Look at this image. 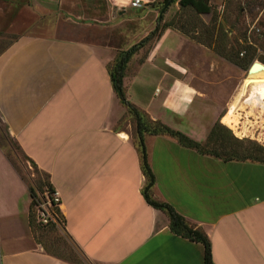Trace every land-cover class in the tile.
Listing matches in <instances>:
<instances>
[{
  "label": "crops",
  "instance_id": "0c3cea01",
  "mask_svg": "<svg viewBox=\"0 0 264 264\" xmlns=\"http://www.w3.org/2000/svg\"><path fill=\"white\" fill-rule=\"evenodd\" d=\"M131 1L0 0L3 17L33 8L73 22L71 30L20 34L0 50V121L58 191L63 228L90 263L204 264L203 244L171 231L168 216L141 192L133 122L109 66L118 50L160 24L163 0H140L139 7ZM177 9L175 0L161 24ZM230 63L167 27L130 58L123 84L128 100L152 120L204 147L145 133L151 196L207 235L213 264H264V163L205 148L216 124L222 137H233L222 123L227 102L221 91L202 88L198 67ZM29 186L0 144V264H71L38 240Z\"/></svg>",
  "mask_w": 264,
  "mask_h": 264
},
{
  "label": "rangeland",
  "instance_id": "374dc122",
  "mask_svg": "<svg viewBox=\"0 0 264 264\" xmlns=\"http://www.w3.org/2000/svg\"><path fill=\"white\" fill-rule=\"evenodd\" d=\"M209 2L216 17L215 35L222 37V42L226 44V47L232 46L241 52L243 51V53L244 50L246 51L245 54H242L243 56L239 53V57L243 58L247 55V57L251 56V59L243 67L234 63L229 65H199V83L202 88L211 94L215 93L216 90L221 91L222 100L227 102L222 111L223 116L227 114L237 93H245L237 111L239 126H241L240 129L244 130L245 135L239 137L231 130L233 139L230 140L222 137V134L216 133L210 137L205 148L215 152L220 157L257 156L264 158V101L256 100L251 103L247 99L251 94L264 99V68L251 71L248 69L254 61L262 62L260 57L264 56V5L250 6L245 0H209ZM0 9L6 13L7 8L1 4ZM177 11L178 9L172 12V15L174 16ZM180 13L183 18H190L196 22L197 28L193 31L194 33L201 30L200 25L202 23H213L210 13L193 14L188 9L181 10ZM162 17H164V13ZM64 18L65 16L59 15L57 11L37 12L33 8L23 13L20 11L7 13L4 17L0 12V50L20 34H53L56 27H59V30L62 28L71 30L73 22ZM218 23L220 24L218 25ZM137 32L138 30L134 31L128 37L127 43L134 42L133 37L136 36ZM123 44L124 41L121 45ZM0 144L28 185L36 189L38 180L47 178L45 173L30 163L16 142L8 136L6 127L1 121ZM54 222L56 224L45 229H38L34 226L38 240L49 252L73 258L71 246H74V242L63 228L62 216L56 215ZM87 263L92 264L89 261Z\"/></svg>",
  "mask_w": 264,
  "mask_h": 264
},
{
  "label": "trees",
  "instance_id": "16d2710c",
  "mask_svg": "<svg viewBox=\"0 0 264 264\" xmlns=\"http://www.w3.org/2000/svg\"><path fill=\"white\" fill-rule=\"evenodd\" d=\"M169 1L170 0L161 1L157 7L158 11H160L163 8V6ZM174 1L175 0H172L171 3ZM245 1L250 6H253L255 4L257 5L260 4L261 6L264 5V0H245ZM178 4H179L178 11L169 21L164 22L162 24H158L154 30L149 32L145 37H143L138 42L129 46L127 49L118 50L113 60V63L109 66V72H110V78H111L113 90L116 93L120 102L127 109L128 115L131 117L132 122H133L134 143L139 153L140 166H141L143 175L145 177V182L141 190L145 201L148 204H150L152 207L160 209L168 216L169 228L175 234L182 235L191 240L202 243L204 246V264H213L212 256H211V249H210V241L207 235L200 228L194 226L193 224H190L182 215L177 213L171 205L165 202L155 200L151 196V188L154 185L155 178L150 168V165L147 161V154H146V149H145V144H144V134L147 133V134H153V135H160V134L169 135V136L174 137L181 145L185 147L195 148L200 151L204 147L199 142L189 138L188 136H186L185 134H183L182 132L178 130L172 129L171 127L162 123L161 121L152 120L145 111L138 108L131 101H129L126 96L123 79H124L127 64L130 58L140 48L146 45H149L152 41L157 39L162 34V31L167 27H173L179 30L184 35L193 39L197 43L210 48L217 55L229 60L230 62L240 67L245 66L246 62H248L251 59V56L247 57L246 55L243 58L239 57V53L241 52L239 49H235L232 46L229 48L226 47V44L222 42V37L215 35L214 32L216 31V27H217V23L215 22L216 17L214 16L215 14L212 10L209 0H178ZM187 9L190 10L193 14L210 13L212 16L213 23H210V24L202 23V25H200L201 30L194 33L193 31L196 30L197 28L196 22H194L190 18L189 19L183 18L182 14L180 13L181 10H187ZM162 18L163 17H161V19L158 21L160 22ZM219 24L220 23H218V25ZM245 52L246 51L244 50L243 54H245ZM143 59L144 57L140 59V62ZM260 60L264 64V56H261ZM217 126L218 124L214 125V127L210 131L208 138L212 137L213 135L217 133L216 132ZM213 154H215V152ZM228 157L236 158V159H249V160L260 161L264 163V158L257 157V156H245V157L228 156ZM33 166L35 167V165ZM36 187L37 188L35 189L34 187L29 186L30 194H31L30 222L33 227L35 226L38 229H45L47 227H51L52 225L56 223L53 221H50L46 225H40L35 219L34 204H35V200L38 197V194L43 195L45 191L51 193L54 189L51 183L49 182L48 178L39 179L38 182L36 183ZM36 191L38 192L36 193ZM53 213L56 214L57 216L61 215L58 207H53ZM73 247L71 246V250L74 252V253L72 252L73 258H68L65 256L57 255V254L49 252L45 248L44 249L49 254H52L71 264H88L87 263L88 260L83 255L82 251L75 245V243Z\"/></svg>",
  "mask_w": 264,
  "mask_h": 264
},
{
  "label": "built area",
  "instance_id": "2783aa9c",
  "mask_svg": "<svg viewBox=\"0 0 264 264\" xmlns=\"http://www.w3.org/2000/svg\"><path fill=\"white\" fill-rule=\"evenodd\" d=\"M131 5L135 7L140 6V0H132ZM243 54V51L240 52ZM60 197L58 191L55 189L49 193L45 191L43 195L38 194L34 204L35 219L40 225H46L50 221L56 220V214L53 213V207H58Z\"/></svg>",
  "mask_w": 264,
  "mask_h": 264
},
{
  "label": "bare ground",
  "instance_id": "6f19581e",
  "mask_svg": "<svg viewBox=\"0 0 264 264\" xmlns=\"http://www.w3.org/2000/svg\"><path fill=\"white\" fill-rule=\"evenodd\" d=\"M244 94L245 93H242V92L237 93V95L234 98L231 106L228 109L227 114L222 118V123H224L226 126H228L233 131V133H235L239 137H243L245 135L244 130L240 129L241 126H239V119L237 117V111L240 108V104L244 99ZM247 99L249 101H251V103H252V101H256V100H259V101L263 100L264 101V99L256 97L252 94L249 95V97Z\"/></svg>",
  "mask_w": 264,
  "mask_h": 264
},
{
  "label": "water",
  "instance_id": "95a60500",
  "mask_svg": "<svg viewBox=\"0 0 264 264\" xmlns=\"http://www.w3.org/2000/svg\"><path fill=\"white\" fill-rule=\"evenodd\" d=\"M171 1H172V0H170L168 3H166V4L163 6V8L159 11V13H158V20L161 19V17H162V15H163L164 11H165L166 8L170 5ZM261 67H264V64H263L262 62L254 61V62L252 63V65L250 66L249 71L254 70V69H257V68H261ZM249 71H248V72H249Z\"/></svg>",
  "mask_w": 264,
  "mask_h": 264
}]
</instances>
